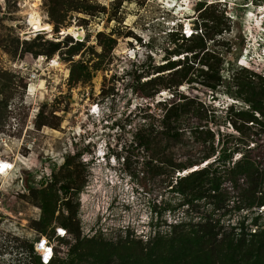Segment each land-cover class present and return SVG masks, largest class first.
Listing matches in <instances>:
<instances>
[{
	"label": "rangeland",
	"instance_id": "374dc122",
	"mask_svg": "<svg viewBox=\"0 0 264 264\" xmlns=\"http://www.w3.org/2000/svg\"><path fill=\"white\" fill-rule=\"evenodd\" d=\"M181 3L0 0V264H264V0Z\"/></svg>",
	"mask_w": 264,
	"mask_h": 264
},
{
	"label": "bare ground",
	"instance_id": "6f19581e",
	"mask_svg": "<svg viewBox=\"0 0 264 264\" xmlns=\"http://www.w3.org/2000/svg\"><path fill=\"white\" fill-rule=\"evenodd\" d=\"M158 1L162 3L161 7H163V9L165 11L171 12L176 18H178V17L182 18V20H183V23H182L183 24L182 25L183 34L184 35L186 34L187 36L191 35L192 34V29H191L190 23L188 22L189 20L187 19V16L189 15L187 13L189 12L190 8L188 6H184L183 7V4L182 3L180 4V1H185V0H158ZM230 3L233 4L232 2H230ZM172 5H174V6H172ZM259 8L262 9V7H259ZM249 11L250 12L252 11V15L248 14L249 16H245L243 18V22H244V25H245V31L247 30L246 27H248L249 25H251V26L254 25L253 24L254 21H256V23H255V25L253 27L254 28H258L260 30L261 29L260 24L262 23V22L260 23V21H261L260 18L262 19V17H264V13L261 14L260 16H258V15L255 14L253 8H250ZM260 12H263V11H260ZM26 13H27V16H26L27 27H26V29H24L23 33L25 35H27V37L33 36V35L38 34V33H46L49 36H51L53 34V28H54L53 24L51 22L47 21L45 19L46 17H44L40 13V11L35 6H33L31 3H29V7H28V10H27ZM128 21H132V20H128ZM170 30L171 29H169L168 31H170ZM60 33L74 35L77 39H80V40L84 39V36H85L84 29L81 26H77L74 23L62 27ZM248 33L251 34L252 32H248ZM251 46H253V45L251 44ZM248 47H250V46H248ZM248 52H249V49L247 48L245 56H243L241 58V60H242L241 62L242 63H246L248 61V57H247ZM38 60H39V62H41L42 60H45V57L43 55H40ZM48 64H49V66H59V65H61L57 56H54L50 60V62ZM37 81H38V83H36ZM28 84H29V86L27 88L28 95H33L34 96V93H35V90H36L37 86L39 88H43L44 87V79H42V78H38L36 80L32 79V81L30 83H28ZM163 93L164 92H161V94H163ZM89 107H90V111L92 113H94L96 115L98 114L97 113V111H98L97 104L91 103L89 105ZM18 158H20V157L18 156ZM14 165L15 164H14L13 160H9L7 158L0 157V177L1 178L2 177L3 178L7 177L10 174V171L14 168ZM195 169H197V168H193L191 170H195ZM10 229H12L16 234H21V230L22 229L19 228L17 225H14V227L10 228ZM60 231L64 232L63 230H60Z\"/></svg>",
	"mask_w": 264,
	"mask_h": 264
},
{
	"label": "built area",
	"instance_id": "2783aa9c",
	"mask_svg": "<svg viewBox=\"0 0 264 264\" xmlns=\"http://www.w3.org/2000/svg\"><path fill=\"white\" fill-rule=\"evenodd\" d=\"M56 230H57L56 232L57 236H64L67 233L66 229L59 227V226L56 227ZM60 230H63L64 232L60 233ZM30 235L31 233L28 232L26 234V237H28V239L33 242L34 251L40 256L41 261L44 263L51 262L55 258V255H56L55 244L52 241H50V239L46 238V236L44 235H40L37 237L30 236Z\"/></svg>",
	"mask_w": 264,
	"mask_h": 264
},
{
	"label": "trees",
	"instance_id": "16d2710c",
	"mask_svg": "<svg viewBox=\"0 0 264 264\" xmlns=\"http://www.w3.org/2000/svg\"><path fill=\"white\" fill-rule=\"evenodd\" d=\"M77 40V39H76ZM30 241V240H29ZM28 249L29 250H27L29 253H33L34 255H35V259H36V261L38 262V263H41V264H50L51 262H49V263H44V262H42L41 261V259H40V256L34 251V248H33V242L32 241H30L29 243H28ZM26 251V250H25Z\"/></svg>",
	"mask_w": 264,
	"mask_h": 264
},
{
	"label": "clouds",
	"instance_id": "9594fccd",
	"mask_svg": "<svg viewBox=\"0 0 264 264\" xmlns=\"http://www.w3.org/2000/svg\"><path fill=\"white\" fill-rule=\"evenodd\" d=\"M196 1L199 2V1H202V0H196ZM263 10H264V7H263ZM258 12H260V11H258ZM263 13H264V11H263V12H260V15L263 14ZM227 104H228V103H227ZM230 104H231V102H230ZM230 104H228V105H230Z\"/></svg>",
	"mask_w": 264,
	"mask_h": 264
},
{
	"label": "water",
	"instance_id": "95a60500",
	"mask_svg": "<svg viewBox=\"0 0 264 264\" xmlns=\"http://www.w3.org/2000/svg\"><path fill=\"white\" fill-rule=\"evenodd\" d=\"M26 178H27V175H24V181L26 180ZM26 186H27V184H26Z\"/></svg>",
	"mask_w": 264,
	"mask_h": 264
}]
</instances>
